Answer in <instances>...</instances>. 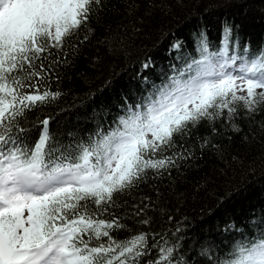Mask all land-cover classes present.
Listing matches in <instances>:
<instances>
[{"label":"snow or ice","instance_id":"1","mask_svg":"<svg viewBox=\"0 0 264 264\" xmlns=\"http://www.w3.org/2000/svg\"><path fill=\"white\" fill-rule=\"evenodd\" d=\"M105 7V0H0V264H181L178 246L161 233L115 237L127 226L111 212L114 194L137 186L149 171L170 174L189 158L175 137L190 126L231 120L238 101L249 113L264 103V49L249 59L230 55L226 27L219 52L203 42L200 59L127 105L110 130L64 145L44 119L32 139L24 121L60 96L50 82L68 63L66 38ZM138 7L125 0L129 15ZM126 36L119 28L110 33L113 49ZM148 199L134 206L142 225L152 223ZM226 264H264V234L235 246Z\"/></svg>","mask_w":264,"mask_h":264},{"label":"trees","instance_id":"2","mask_svg":"<svg viewBox=\"0 0 264 264\" xmlns=\"http://www.w3.org/2000/svg\"><path fill=\"white\" fill-rule=\"evenodd\" d=\"M137 2L131 16L125 0H105L102 14L66 38L68 63L50 82L60 96L27 114L28 136L37 138L44 119L55 142L64 145L110 130L127 105L200 59L203 42L210 53L219 52L226 27L230 55L249 59L264 49V0ZM117 28L127 36L113 49L110 33ZM236 108L231 120H202L177 135L176 143L190 154L170 174L149 171L137 186L114 194L111 212L127 226L114 233L117 239L151 230L178 246L181 264H226L235 246L264 234V103L253 113L239 101ZM145 197L150 225L133 215Z\"/></svg>","mask_w":264,"mask_h":264}]
</instances>
